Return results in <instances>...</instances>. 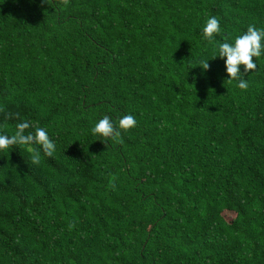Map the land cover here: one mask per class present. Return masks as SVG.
Returning a JSON list of instances; mask_svg holds the SVG:
<instances>
[{
	"label": "trees",
	"instance_id": "obj_1",
	"mask_svg": "<svg viewBox=\"0 0 264 264\" xmlns=\"http://www.w3.org/2000/svg\"><path fill=\"white\" fill-rule=\"evenodd\" d=\"M47 3L0 0V134L56 144L0 151V264H264V55L241 90L203 38L264 29V0Z\"/></svg>",
	"mask_w": 264,
	"mask_h": 264
},
{
	"label": "clouds",
	"instance_id": "obj_2",
	"mask_svg": "<svg viewBox=\"0 0 264 264\" xmlns=\"http://www.w3.org/2000/svg\"><path fill=\"white\" fill-rule=\"evenodd\" d=\"M47 3V0H43ZM60 3L65 7L69 5L70 0H60ZM48 4V3H47ZM219 19L211 16L206 20L203 27V38L208 44L216 45L214 51L218 52L217 56L225 59L226 72L229 79L226 81L232 84L238 81L237 86L241 90H247L249 85L244 75L254 72L257 69V63L254 58L259 59L264 55V29H257L254 25H249L246 33L237 35L234 43H229L228 38H224V42L216 41L215 37L221 34ZM209 60L204 59L200 61V68L207 71L209 69ZM241 66L244 68V74L241 73ZM19 119L18 114L13 116H6V119ZM137 126L135 116L129 114L120 118L118 127L112 123L109 116H104L91 129L94 135H99L104 140H113L117 143H122L121 131L127 132ZM34 129V131H27ZM32 145H38L39 148H34ZM13 146H23L31 153V163L39 164L41 160L40 150L47 157H52L56 151L55 142L49 137L47 129L42 128L30 121L24 120L16 123L15 131L12 135L0 134V151H7ZM70 146V145H69ZM67 158V157H66ZM115 188V185H111Z\"/></svg>",
	"mask_w": 264,
	"mask_h": 264
}]
</instances>
